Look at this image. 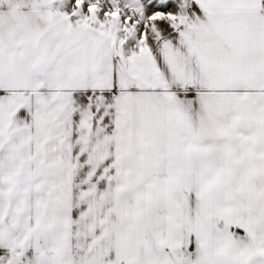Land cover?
Returning a JSON list of instances; mask_svg holds the SVG:
<instances>
[{
    "label": "snow or ice",
    "instance_id": "snow-or-ice-1",
    "mask_svg": "<svg viewBox=\"0 0 264 264\" xmlns=\"http://www.w3.org/2000/svg\"><path fill=\"white\" fill-rule=\"evenodd\" d=\"M0 264H264V0H0Z\"/></svg>",
    "mask_w": 264,
    "mask_h": 264
}]
</instances>
